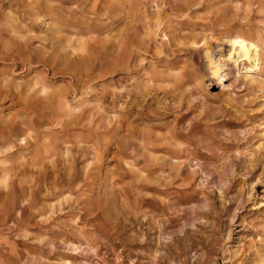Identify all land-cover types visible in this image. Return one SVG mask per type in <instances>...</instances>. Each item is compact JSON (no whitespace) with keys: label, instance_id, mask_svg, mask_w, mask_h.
I'll use <instances>...</instances> for the list:
<instances>
[{"label":"rangeland","instance_id":"rangeland-1","mask_svg":"<svg viewBox=\"0 0 264 264\" xmlns=\"http://www.w3.org/2000/svg\"><path fill=\"white\" fill-rule=\"evenodd\" d=\"M0 264H264V0H0Z\"/></svg>","mask_w":264,"mask_h":264},{"label":"bare ground","instance_id":"bare-ground-1","mask_svg":"<svg viewBox=\"0 0 264 264\" xmlns=\"http://www.w3.org/2000/svg\"><path fill=\"white\" fill-rule=\"evenodd\" d=\"M245 60H250L249 51L247 50L242 51L235 59L237 63H239L240 61H245Z\"/></svg>","mask_w":264,"mask_h":264}]
</instances>
